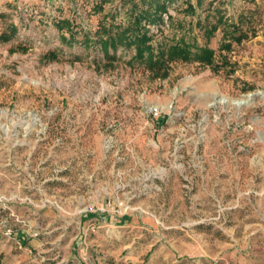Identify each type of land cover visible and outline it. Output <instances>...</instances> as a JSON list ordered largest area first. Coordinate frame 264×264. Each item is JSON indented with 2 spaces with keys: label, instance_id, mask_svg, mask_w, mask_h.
<instances>
[{
  "label": "rangeland",
  "instance_id": "obj_1",
  "mask_svg": "<svg viewBox=\"0 0 264 264\" xmlns=\"http://www.w3.org/2000/svg\"><path fill=\"white\" fill-rule=\"evenodd\" d=\"M124 1L0 0V264H264V0H174L161 70L78 43Z\"/></svg>",
  "mask_w": 264,
  "mask_h": 264
},
{
  "label": "trees",
  "instance_id": "obj_2",
  "mask_svg": "<svg viewBox=\"0 0 264 264\" xmlns=\"http://www.w3.org/2000/svg\"><path fill=\"white\" fill-rule=\"evenodd\" d=\"M174 0H125L124 3L130 4V12L133 14L126 27L123 24L104 25L98 27L94 34L80 30L82 34L81 40L78 42L87 52L89 49L95 48L100 54L104 63H110L117 59L116 52L119 48L122 50H134V55L131 56L129 63H137L143 65L148 70H161L167 67L170 62H197L200 64L210 65L213 63L214 52L207 46L200 47L194 40L189 42L185 40V35L176 38L173 35L171 38L163 36L162 41L155 43L154 35L150 34L149 27L163 25L162 16L167 14L168 7ZM94 6V9L101 10V6ZM199 5V2H197ZM185 13L188 15L195 14V9L192 5L188 4L185 8ZM168 20H172L167 16ZM220 21V19H218ZM217 23V22H216ZM198 20L196 25H200ZM63 26L68 27L69 36L66 38L64 34H60L62 43L69 46L76 42V33L70 28L68 20L57 21L56 27L59 32ZM216 27H210L204 30L205 35L212 36ZM157 32H161L157 28ZM78 33V32H77ZM228 46V45H227ZM53 58L54 54H49Z\"/></svg>",
  "mask_w": 264,
  "mask_h": 264
},
{
  "label": "bare ground",
  "instance_id": "obj_3",
  "mask_svg": "<svg viewBox=\"0 0 264 264\" xmlns=\"http://www.w3.org/2000/svg\"><path fill=\"white\" fill-rule=\"evenodd\" d=\"M250 98L251 97L248 96V97H246L244 99H241V100H227L226 98L221 97L218 100V102L221 103V104H230L234 108H240V107H243V106L247 105ZM212 104H210V105H212ZM168 108H169V106H167L165 109H168Z\"/></svg>",
  "mask_w": 264,
  "mask_h": 264
},
{
  "label": "built area",
  "instance_id": "obj_4",
  "mask_svg": "<svg viewBox=\"0 0 264 264\" xmlns=\"http://www.w3.org/2000/svg\"><path fill=\"white\" fill-rule=\"evenodd\" d=\"M148 113L151 116L158 118L162 114V109L159 107H152L148 110Z\"/></svg>",
  "mask_w": 264,
  "mask_h": 264
}]
</instances>
